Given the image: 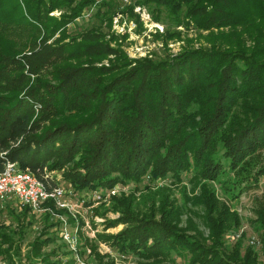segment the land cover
I'll use <instances>...</instances> for the list:
<instances>
[{
	"label": "trees",
	"instance_id": "16d2710c",
	"mask_svg": "<svg viewBox=\"0 0 264 264\" xmlns=\"http://www.w3.org/2000/svg\"><path fill=\"white\" fill-rule=\"evenodd\" d=\"M73 1L0 0V165L4 157L14 160L49 187L56 179L47 170L69 164L64 177L76 189L114 183L119 177L111 171L139 179L145 172L156 177L190 170L199 180L215 177L223 166L247 170L264 147V0H153L181 11L184 26L217 30L206 35L205 46L134 60L98 30L67 33L64 25L93 0ZM62 6L70 9L49 13ZM225 26L230 29L222 31ZM237 26L259 45L235 47L228 38ZM57 30L58 37L46 42ZM256 172L264 174V165ZM200 186L209 245L194 235L197 230L178 225L179 205L165 199L157 216L138 215L131 197L114 198L118 215L104 220L105 227L126 225L96 232L94 240L109 239L117 252L141 258L186 250L196 264H260L249 247L240 260L237 245L228 253L218 250L235 213L224 203L215 207L211 189ZM47 204L54 209L50 199ZM256 212L264 230V208ZM26 213L24 206L15 218ZM42 218L26 264H66L45 254L36 258L40 245L56 237L47 229L57 221L47 213ZM76 220L78 231L82 220ZM94 240L82 244L101 264ZM261 247L264 255V232Z\"/></svg>",
	"mask_w": 264,
	"mask_h": 264
},
{
	"label": "rangeland",
	"instance_id": "374dc122",
	"mask_svg": "<svg viewBox=\"0 0 264 264\" xmlns=\"http://www.w3.org/2000/svg\"><path fill=\"white\" fill-rule=\"evenodd\" d=\"M75 1L77 0L70 5H74ZM69 9V6H62L52 9L49 13L58 15L68 12ZM181 16V11L177 15L168 10L164 4L155 3L153 0H93L84 8L82 7L79 13L64 25V29L69 34L98 30L108 44L118 47L129 60L142 57L159 59L169 57L185 48L205 46L208 44L206 35L217 30L216 28L210 31L202 30L189 23L184 26L180 21ZM220 29L228 31L230 28L225 26ZM236 30L238 33L228 38L235 47L250 49L259 45L251 34H246L239 26ZM58 31L46 39V42L58 37ZM111 56V54L108 55V57ZM95 62L96 64L106 63L107 60L102 58L100 62ZM53 161V159L48 160V162ZM263 165L264 147L257 152L256 159L247 167V170L223 166V171L211 179H193L190 170H182L178 176L165 173L156 177H151L148 172H145L139 179L123 178L116 171H111L109 176L119 177L114 183L97 184L79 189H76L64 177L63 172L69 164L48 169L47 171L56 177L63 188H72L76 195L87 196L85 198L87 204L82 202L77 205V216L82 223L76 232L75 247L81 253L71 254L68 251L70 245L61 243L64 242L59 233L61 224L56 223L47 229V232H53L52 235L56 237L40 245V254L36 258L45 254L51 259H62L66 264H98V257H94L90 247L82 243L84 238L88 241L94 240L96 232L115 233L126 225L118 222L111 227L104 226L106 218L118 215V211L113 209V200L121 199V197L132 198L131 209L139 211L138 215L154 213L157 216L160 205L165 202V199L170 200L171 206L175 203L181 209L178 225L185 227L190 233H194V230L199 231H196L194 235L204 244L209 245L208 229L202 215L204 210L201 201L205 197L201 198L199 195L200 184L204 183L205 187L209 188V191L211 189L213 193L216 200L215 207L224 203L229 211L235 213V221L229 217L224 224L225 229L222 231L221 245L218 250L228 253L237 245V260H240L246 248L249 247L255 260L264 264L261 247V235L264 230L256 224L258 219L256 208H264V202H262L264 174L256 171ZM248 172L252 175L246 179L244 174ZM71 200L74 202V198ZM76 201L78 204L79 200L76 199ZM17 216L18 211L13 207L0 205V264H26L31 241L44 225L41 215L34 216L27 212L26 216L20 217L19 220L16 219ZM67 222L71 223L68 220ZM65 227L68 230V224ZM251 238L256 239L257 243H251ZM108 240L93 241L100 261L104 264H196L190 262V253L186 250L179 253L169 251L152 259L141 258L132 253L117 252L106 243ZM70 256L74 258L73 261L68 259Z\"/></svg>",
	"mask_w": 264,
	"mask_h": 264
},
{
	"label": "built area",
	"instance_id": "2783aa9c",
	"mask_svg": "<svg viewBox=\"0 0 264 264\" xmlns=\"http://www.w3.org/2000/svg\"><path fill=\"white\" fill-rule=\"evenodd\" d=\"M50 175L56 179L54 175ZM71 189L63 188L57 180L51 186L46 187L32 171L27 168H20L16 161L6 157L1 161L0 205H8L16 211H20L22 207L26 206L27 212L34 216L41 215L42 217L44 213H47L50 219L57 221V224H61L60 237L67 245H70V249L76 255L77 205L82 202L87 204L85 199L87 196L76 195ZM71 198H74V202ZM49 199L53 203L54 209L47 204ZM76 199L79 200L78 204ZM55 208L64 209L65 212L56 211ZM68 216L75 219L70 224L67 222ZM66 224H68V230L65 227ZM250 242L257 243V240L251 238Z\"/></svg>",
	"mask_w": 264,
	"mask_h": 264
}]
</instances>
